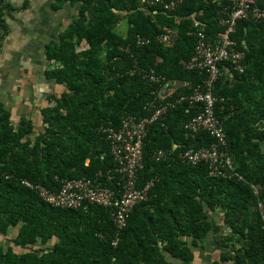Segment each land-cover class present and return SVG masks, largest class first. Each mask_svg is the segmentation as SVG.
Masks as SVG:
<instances>
[{"label": "trees", "instance_id": "1", "mask_svg": "<svg viewBox=\"0 0 264 264\" xmlns=\"http://www.w3.org/2000/svg\"><path fill=\"white\" fill-rule=\"evenodd\" d=\"M9 1L0 0L6 36L7 16L15 10ZM161 1L54 0V10L65 5L77 10L60 40L47 46L46 77L64 91L41 110L39 131L26 118L16 127L12 111L0 101V233L9 237L16 229L13 245H0V264H173L170 256L192 264L193 247L204 245L214 227L211 212L218 211L232 229L223 238L229 249L224 260L264 264L258 209L264 203V17L240 21L234 35L235 49L245 53L244 71L231 62L222 65L216 115L224 123L228 144L222 152L233 170L214 177L209 164L181 157L190 149L211 148L217 139L185 128L204 107L179 100L208 77L185 65L196 54L198 33L219 43L225 32L220 20L231 3ZM28 5L29 0L22 9ZM258 6L264 10V0ZM147 75L162 80L149 81ZM163 89L171 90L166 100L159 98ZM167 102L173 106L148 126L143 143L139 183L154 186L124 228L117 227L112 208L44 201L40 189L59 193L67 180L98 177L116 189L120 164L108 130L119 132L127 117L150 118ZM158 150L170 155L157 160Z\"/></svg>", "mask_w": 264, "mask_h": 264}, {"label": "built area", "instance_id": "2", "mask_svg": "<svg viewBox=\"0 0 264 264\" xmlns=\"http://www.w3.org/2000/svg\"><path fill=\"white\" fill-rule=\"evenodd\" d=\"M228 1L231 5L225 8L224 16L220 20V25L225 27V32L219 35L220 42L213 43L207 39L204 33H198L196 54L189 63H185L188 69L205 71L208 77L203 84L194 89L191 95L182 96L179 100L200 103L204 107V111L186 124L185 128L196 134L208 131L217 139L211 148L190 149L182 153L181 157L189 164H209L214 177H228L224 169L233 170L230 157L222 152V147L225 148L228 144L224 123L216 115L218 99L214 94L217 82L224 75L222 65L231 62L236 70L244 71L242 61L245 59V53L235 49L234 35L237 33L240 21L254 20L258 22L264 17V10L258 6V0ZM151 3L158 5L162 1L151 0ZM164 40L169 42V37L165 36ZM139 43H142V39ZM147 78L154 82L162 80L155 75H147ZM170 91L163 89L159 93V98L161 100L168 99L167 95ZM171 106L173 103L167 102L157 108L150 118L140 121L134 117H127L119 132L113 129L108 130V137L113 145L117 162L120 164L118 172L121 174V180L117 183L116 189L105 187L98 177L95 179L67 180L59 193H50L40 189L41 197L54 206L78 207L85 203L112 208L117 227L119 230L124 228L131 211L138 204L149 199V193L154 186L153 181L147 182L143 186L139 183V172L144 167L143 143L147 137V128L164 116ZM169 155L166 151L158 150L155 152L154 158L164 160ZM258 209L262 215L264 229V203H259Z\"/></svg>", "mask_w": 264, "mask_h": 264}, {"label": "crops", "instance_id": "3", "mask_svg": "<svg viewBox=\"0 0 264 264\" xmlns=\"http://www.w3.org/2000/svg\"><path fill=\"white\" fill-rule=\"evenodd\" d=\"M26 1H9L15 10L7 16L8 36L0 22V44L4 38L0 51V101L12 111L16 127H19L22 118H26L32 120L35 130L39 131L43 129L41 110L52 105V97L58 98L64 91L62 86L46 77L51 65L47 46L60 40V35L71 24L77 10L70 5H66L67 11L63 10L64 7L54 10V0H29L28 7L22 9ZM227 73L229 79H234L230 69ZM211 221L214 227L204 245L193 247L196 256L192 264L230 263L224 260L229 249L223 246V238L231 236L232 229L224 224L221 211L211 212ZM13 229L9 230V237L0 233V245L6 249L13 245L11 237L16 235ZM169 261L184 264L171 256Z\"/></svg>", "mask_w": 264, "mask_h": 264}, {"label": "rangeland", "instance_id": "4", "mask_svg": "<svg viewBox=\"0 0 264 264\" xmlns=\"http://www.w3.org/2000/svg\"><path fill=\"white\" fill-rule=\"evenodd\" d=\"M63 7H64V9H63V10H66V11H67V10H69V9H67L66 5H65V6H63ZM65 7H66V8H65ZM13 231H15V233H16V229H15V228L13 229ZM15 233H14V234H15ZM1 237H2V235H1ZM1 237H0V240H1Z\"/></svg>", "mask_w": 264, "mask_h": 264}]
</instances>
